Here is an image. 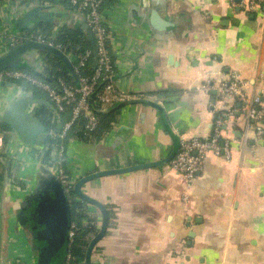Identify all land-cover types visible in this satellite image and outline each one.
Instances as JSON below:
<instances>
[{"label":"crops","instance_id":"0c3cea01","mask_svg":"<svg viewBox=\"0 0 264 264\" xmlns=\"http://www.w3.org/2000/svg\"><path fill=\"white\" fill-rule=\"evenodd\" d=\"M27 1L16 10L0 0V29L10 19L14 29L30 10L52 17L29 23L42 30L46 24L41 21L49 22L50 32L44 34L50 37L64 26H81L82 18L61 0H31L28 6ZM101 15L109 29L116 88L129 98L116 105L115 119L103 135L85 138L81 123L68 131L66 169L75 188L95 172L154 165L81 184L84 194L102 204L107 221L92 244L105 214L76 194L81 208L78 218L69 213V221L92 227L83 237L88 249L79 264H264V130L260 136L250 133L244 143V118L238 112L226 119L222 131L232 137L231 159L208 154L201 173L190 180L169 169L180 136H207L227 105L216 100L215 90H200L201 83L236 73L249 92L261 88L264 8L247 12L232 8L229 0H115ZM67 57L72 63L73 54ZM22 61L36 72L46 67L39 50L23 53ZM43 94L41 99L49 102ZM22 96L37 98L18 84L0 82V121ZM41 104H31V114L52 142L53 118L54 126L46 129L35 115ZM45 106L52 112L51 104ZM68 118V112L61 115L62 122ZM9 127L7 146L24 161L16 173L23 183L4 182L0 192V242L6 244L0 256L5 264H38L31 215L39 196H54L56 181L37 156L47 143L26 141ZM63 249L50 264L64 262Z\"/></svg>","mask_w":264,"mask_h":264},{"label":"built area","instance_id":"2783aa9c","mask_svg":"<svg viewBox=\"0 0 264 264\" xmlns=\"http://www.w3.org/2000/svg\"><path fill=\"white\" fill-rule=\"evenodd\" d=\"M2 1L10 3L17 10V6L25 4L27 0ZM30 1L27 6L32 4ZM102 1L69 0L70 4L76 7L73 9L76 15L84 19L91 29L96 45L95 55L91 47L77 54L66 53V55L73 54L72 69L76 83L58 78L56 84H51L44 78L17 66L0 69V82L8 81L17 84V81H24L47 95L52 107V118L56 130L51 133L53 141L47 143L52 153L47 163V169L57 177L67 199L71 196L73 186V181L65 165V140L68 131L81 123L84 133H91L99 122L97 110L113 108L129 98L127 93L118 90L115 85L116 69L108 48L109 29L106 27L100 11ZM34 2L43 3L41 0H34ZM229 3L232 8L247 12L264 7V0H229ZM10 20L0 29L2 40L0 54L28 40L47 43L61 50V45L55 43V36H47L34 30L33 27L14 30L12 19ZM92 56L95 57V65L90 66L89 61ZM261 84L259 90L249 92L247 81L236 73H232L224 80L209 78L201 83L200 90L205 93L215 90L216 100L227 103V105L222 110V115L214 119L212 130L207 136H180L177 150L169 161L170 172L190 180L201 173L203 161L208 154L223 155L226 159H231L232 137L223 136L222 131L226 119H234L238 112H241L240 114L244 118L241 126L243 142L247 141L250 133L260 136L264 130V82L261 81ZM28 92L30 95H34L32 90H28ZM31 110L30 104L29 113ZM65 112L69 113V118L62 122L61 115ZM2 142L3 136L0 132V147ZM77 228L76 222H72L69 226L66 238V255L62 264H78L69 249L74 242Z\"/></svg>","mask_w":264,"mask_h":264},{"label":"water","instance_id":"95a60500","mask_svg":"<svg viewBox=\"0 0 264 264\" xmlns=\"http://www.w3.org/2000/svg\"><path fill=\"white\" fill-rule=\"evenodd\" d=\"M156 18V17H154ZM52 20L46 12H40L36 10H30L23 16H21L15 23L16 27H22L29 23L30 21L34 20ZM81 28L85 30L89 44L93 49L94 55L96 54V45L94 41L93 34L91 29L87 25L84 19L81 20ZM29 50H39L52 53L58 56L64 64L73 71L72 63L68 59L67 55L57 47L33 40L25 41L17 46L13 47L12 49L8 50L4 54L0 55V69L4 67H11L17 66L19 62H21V55ZM8 85H11V82H4ZM33 103H42L45 105H50L46 99L41 98H34L29 96H22L16 98L6 111L2 114L1 120L5 122L7 125L11 126L22 139L26 141L36 142V143H44L47 139V133L44 131L43 126L34 119V116L29 113L28 107L30 104ZM177 150V149H176ZM176 152V151H175ZM175 154V153H174ZM172 158V156L170 157ZM154 165V163H140L137 165L129 166L122 169H114L108 171H99L92 174H89L83 178H81L75 185L76 193L83 199L87 200L90 203L97 205L105 214L103 226L99 232V234L95 237L92 241V244L102 235L106 227V213L105 209L98 201L92 199L91 197L87 196L80 190V186L86 180L98 177L100 175L108 174V173H116V172H123L127 170H134L139 169L147 166ZM52 176V180L56 183L53 184L55 193L54 196H50V194H46L39 196V201L35 205V209L40 207V216L45 222L49 231H47V236L44 239L45 245L40 247L39 255L40 261L38 264H50V261L53 259L54 254L59 250V248L64 244L66 240V231L69 224V207L66 202V196L63 192V189L54 175ZM39 209V210H40ZM50 211L52 214L48 213ZM48 213V216L46 215ZM50 214V215H49ZM53 225L54 227L50 228ZM51 232V234H50Z\"/></svg>","mask_w":264,"mask_h":264},{"label":"trees","instance_id":"16d2710c","mask_svg":"<svg viewBox=\"0 0 264 264\" xmlns=\"http://www.w3.org/2000/svg\"><path fill=\"white\" fill-rule=\"evenodd\" d=\"M65 3H67V6L73 10L76 7L74 5H71L69 0H61ZM115 0H103L101 5H100V11H102V9L107 6L110 5L112 3H114ZM262 8H264L262 6ZM31 22V21H30ZM29 22V23H30ZM42 24H46V27H44L42 30H40L37 26L33 27L34 30H38L42 33H49V29H50V23L49 22H44L41 21ZM29 23H27L26 25L22 26V27H15L14 30H25V29H29ZM40 26V25H39ZM55 43H58L61 45V50L66 54L68 52L71 53H80L82 52L84 49L86 48H90V44L88 41V37L87 34L85 32L84 29L81 28L80 25H75L73 27H69V26H64L60 33L58 34V36L55 38ZM45 61H46V67L44 69V72H36L31 70V68L29 66H27L23 61L19 62L17 67H20L22 69H25L27 71H30L31 73H34L35 75H38L42 78H44L45 80H47L48 82H50L51 84H56V81L58 78H63L64 80H66L67 82L70 83H76V77L74 75V72L72 70H70L65 64L64 62L56 55L49 53V52H45V51H41ZM89 65L93 66L95 65V57L92 56V58L89 61ZM17 84L20 85L24 90H32L33 94L35 97L37 98H43L44 94L42 91L34 88L31 84L24 82V81H17ZM119 106H115L113 108L107 109V110H97V114L99 117V122L97 127L89 134H86L84 137L88 138L90 136H101L104 133H106L109 128H110V124L112 123V121H114L115 119V114L118 111ZM36 117L40 120V122L46 127V129H49L50 127H53L54 124L52 122V112L51 110H49L44 104L40 105V109L38 108L36 110L35 113ZM9 125H7L5 122H3L2 120L0 121V132L5 134L4 138L5 141L7 142V134L9 132ZM51 142L50 138H48L45 143ZM50 157V151L45 152L41 159H42V164L47 165V161ZM8 171V167L5 168L4 165L1 164L0 167V192L3 186L2 182L5 179V176L7 174ZM76 191L74 189V187L72 186L71 189V196L69 199H66L67 205L69 207V213L72 212V215L76 216L78 218V209H80L81 207H79V203H77V201L75 200L76 197ZM73 221H69L68 224V228L66 231V238H67V234H68V230H69V226ZM77 230L75 233V239L74 242L70 245L69 249L72 253V255L74 256V260L79 264V262L82 261V259H84V257L86 256V251L88 249V242L83 238L85 233H87L89 230H91L92 227H89L88 225H82L80 222H77ZM43 227H45L44 224H42L41 226H38L37 230H41ZM37 246H40V244H37ZM65 248L67 249V240L65 243V247L63 249V252L65 250ZM15 264H23L21 262L15 263Z\"/></svg>","mask_w":264,"mask_h":264},{"label":"rangeland","instance_id":"374dc122","mask_svg":"<svg viewBox=\"0 0 264 264\" xmlns=\"http://www.w3.org/2000/svg\"><path fill=\"white\" fill-rule=\"evenodd\" d=\"M6 134L8 136L7 142L5 141V138H4V135L5 134L2 133L3 142H2V146L0 147V167H1V164L4 165L5 168L8 167V171L9 172H7V174L5 176V179L2 182H6L7 184L15 182V184H18L19 185V184L23 183V180L19 179V181H18V178H16V173H17L18 169L20 168L21 163L23 162V164H24V161L21 160L20 158H18L16 155H13V154H10L9 153L8 146L7 145H8V141H9V139L11 137V134L9 132L6 133ZM46 146H43L41 148V150L38 151V155L37 156H38V159H39V161L41 163H42L41 157H42V155L45 152L50 151V157H49V159L52 156L51 148H49L47 144H46ZM49 159H48V161H49ZM48 161H47V163H48ZM18 182H20V183H18ZM5 247H6V244L0 242V250L1 251L2 250L4 251ZM3 261L4 260H2V256H0V264H5ZM13 264H15V263H13Z\"/></svg>","mask_w":264,"mask_h":264},{"label":"flooded vegetation","instance_id":"af4514ba","mask_svg":"<svg viewBox=\"0 0 264 264\" xmlns=\"http://www.w3.org/2000/svg\"><path fill=\"white\" fill-rule=\"evenodd\" d=\"M40 207H38V209H35L33 210V213H32V220H31V223L36 227V238L38 240V243L40 244V247L44 246L45 245V238L47 236V231H49V228H47V226L45 225V222L43 221V219L41 218L40 216V211L41 209ZM46 215L48 216V213L46 212ZM42 224L45 225V227H43L41 230H37L38 229V226H41ZM65 243H66V240L64 242V246L62 245L58 251H61L62 247H65ZM39 248V247H38ZM66 249V248H65Z\"/></svg>","mask_w":264,"mask_h":264}]
</instances>
